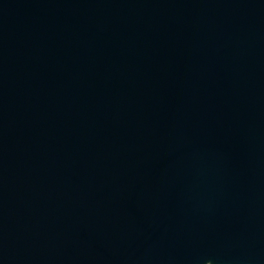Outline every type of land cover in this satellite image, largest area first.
Listing matches in <instances>:
<instances>
[{
    "label": "water",
    "instance_id": "water-1",
    "mask_svg": "<svg viewBox=\"0 0 264 264\" xmlns=\"http://www.w3.org/2000/svg\"><path fill=\"white\" fill-rule=\"evenodd\" d=\"M0 264H264V0H0Z\"/></svg>",
    "mask_w": 264,
    "mask_h": 264
}]
</instances>
